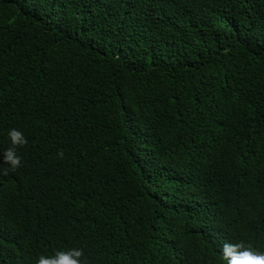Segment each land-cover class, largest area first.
Instances as JSON below:
<instances>
[{
  "label": "trees",
  "instance_id": "16d2710c",
  "mask_svg": "<svg viewBox=\"0 0 264 264\" xmlns=\"http://www.w3.org/2000/svg\"><path fill=\"white\" fill-rule=\"evenodd\" d=\"M14 128L0 264L264 251V0H0V164Z\"/></svg>",
  "mask_w": 264,
  "mask_h": 264
},
{
  "label": "clouds",
  "instance_id": "9594fccd",
  "mask_svg": "<svg viewBox=\"0 0 264 264\" xmlns=\"http://www.w3.org/2000/svg\"><path fill=\"white\" fill-rule=\"evenodd\" d=\"M7 135L12 146L2 152L4 163L0 164V170L4 175H7V170H3L4 164H7L11 170L20 166L21 157L17 154V149L27 143L23 133L15 128L11 129ZM58 155L62 157L63 152ZM82 255V249H61L56 250L52 255H40L36 264H84L80 259ZM220 260L222 264H264V251L256 250L251 245L245 246L243 243H225Z\"/></svg>",
  "mask_w": 264,
  "mask_h": 264
}]
</instances>
